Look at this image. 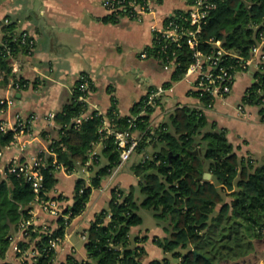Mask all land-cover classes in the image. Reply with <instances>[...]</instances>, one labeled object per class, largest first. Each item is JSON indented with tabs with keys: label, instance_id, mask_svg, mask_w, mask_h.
<instances>
[{
	"label": "trees",
	"instance_id": "trees-1",
	"mask_svg": "<svg viewBox=\"0 0 264 264\" xmlns=\"http://www.w3.org/2000/svg\"><path fill=\"white\" fill-rule=\"evenodd\" d=\"M210 1L213 6L201 23L198 47L209 50L213 46L211 40L220 39L225 48L247 57L258 30H264V0ZM186 15L184 9H175L164 20L173 18L193 27L184 19ZM121 16L123 11H114L103 19L116 22ZM1 32L0 72L4 74L0 81L6 84L15 81L16 75L11 72L10 56L3 44L17 56L27 53L28 48L19 42V33L12 30L10 22L3 24ZM163 43L160 40L146 45L147 57L155 58L163 67L165 56L172 57L174 51L172 79H179L192 61L193 51L185 42L162 49ZM234 62L225 61L226 65ZM19 78L21 84L26 83V79ZM87 80L90 92L93 83L89 75ZM80 82L78 78L68 102L55 112V135L48 142L51 151L40 166L43 187L39 196L61 198L49 195L57 181L58 166H64L67 172L76 171L85 164L96 142H100L101 149L87 165L91 171L89 183L83 176L76 180L73 203L64 211L68 216L56 217V226L50 232L41 225L34 229L33 224L25 229L17 244L22 251L36 250L30 264H53L56 247L51 246L50 240L63 237L69 220L84 209L92 188L100 186L119 161L121 148L113 134L99 131L103 115L96 109L88 112V101L80 98L85 93L79 87ZM154 87L148 86L147 91ZM262 97L264 72L255 71L254 81L241 102L258 105L264 119ZM146 98L143 95L136 101L128 115L118 114L115 102L105 112L114 129L136 132L139 142L134 153L148 155L133 164L143 198L138 200L132 186L124 189L114 185L108 206L96 213L86 230V259L69 254L61 264H144L146 251L139 243L143 237L130 236L131 227L141 223L140 207L151 210L167 232L164 237H154L167 256L152 259L148 264H228L233 259L236 264H252L246 256L257 255V251L261 252L258 258H264V157L238 158L226 128L216 121L209 122L204 110L194 106H178L169 114L168 121L152 126L150 113L154 107ZM211 101L207 94L200 96L203 105ZM3 107L0 104V109ZM85 112L87 116L76 124L75 118ZM132 116L134 125L129 121ZM13 133L9 129L0 130V150L13 139ZM101 154L107 157V163H100ZM205 170L211 173V178L204 176ZM34 199L32 186L22 174L9 172L7 168L0 171V264H12L4 260L6 251L12 235L30 218Z\"/></svg>",
	"mask_w": 264,
	"mask_h": 264
},
{
	"label": "crops",
	"instance_id": "crops-1",
	"mask_svg": "<svg viewBox=\"0 0 264 264\" xmlns=\"http://www.w3.org/2000/svg\"><path fill=\"white\" fill-rule=\"evenodd\" d=\"M103 0H0V30L4 19H9L12 30L30 33L34 44L30 52L18 55L17 71L13 74L27 80L26 86L14 92V103L0 110V121L11 119L20 112L31 116V124L26 135L31 140L26 149L7 147L0 157V170L13 157L28 160L31 155L48 144L55 135L56 122L48 118L49 112L59 111L68 102L72 88L81 72H86L93 87L88 94V112H106L113 102L120 115H128L133 104L146 94L148 86L169 83L170 88L160 98L159 106L150 113V124L157 126L168 121L169 114L178 106L198 105V99L189 93L188 83L182 76L172 79L173 69H164L153 57H141L140 51L152 40L150 25L162 19L175 9L186 8L184 0H162L156 5L155 13L146 14L141 22L121 16L116 22L103 18L108 11ZM254 68L240 72L229 95L216 101L212 107L204 109L209 122L216 121L226 128V134L234 146L238 158L260 159L264 157V119L256 104H247L250 115L237 111L247 88L254 81ZM11 81V80H10ZM0 81V95H10L9 83ZM44 131H47L43 134ZM101 147L98 146V152ZM135 158L125 168L121 167L105 176L101 185L92 188L82 212L67 223L63 237L56 246L53 264H61L69 254L77 259H86V230L97 212L108 206L111 189L119 185L124 189L132 186L138 200L143 197L138 188V177L133 172ZM132 155V154H131ZM100 163H107V157L100 155ZM208 170H205V172ZM88 174V175H87ZM83 175L81 167L73 172L64 169L56 171V183L49 195L61 196L59 203L64 212L73 203L76 180ZM211 178V177H210ZM32 222L50 227L56 226V217L48 214L39 205L32 204ZM142 220L130 229L132 238H142L139 242L146 254L144 264L155 258H163L167 253L154 241V237H164L167 232L158 224L151 211L138 210ZM68 216V213H64ZM17 239H20L19 237ZM4 260L12 264L24 263L14 252L12 244L6 251Z\"/></svg>",
	"mask_w": 264,
	"mask_h": 264
},
{
	"label": "built area",
	"instance_id": "built-area-1",
	"mask_svg": "<svg viewBox=\"0 0 264 264\" xmlns=\"http://www.w3.org/2000/svg\"><path fill=\"white\" fill-rule=\"evenodd\" d=\"M186 3V8L184 10L187 12V15L184 17L185 20L189 22L193 27H186L184 24H181L175 19L171 18L169 20H164L166 17L171 15L167 14L160 23L153 21L150 25V30L152 34V40L150 44L155 42H160L163 40L165 43L162 44V49L168 47L172 43L176 46H181L184 42L186 45L191 48L192 52V61L187 66L186 70L183 73L184 79L188 83V91L190 94L194 95L198 99V105L194 106L201 109H207L213 106L216 101L224 100L230 93L232 85L237 77V75L249 68L253 67L255 71L264 72V30H258L256 40L254 44L250 47V52L247 57L238 55L237 53L225 48L221 44L220 39L211 40L213 43L212 48L209 50L201 49L198 47L199 43V32L201 29V23L205 20L209 9L213 6V2L210 0H184ZM162 2V1H161ZM161 2L159 0H103L102 4L105 6L108 12H117L123 11V15L127 16L135 21L141 22L146 14H153L156 10V5H159ZM9 19L5 18L4 23H8ZM258 25H256L257 27ZM18 40L21 44H24L28 48V52L33 47L34 39L30 33L25 30H22L18 34ZM2 32L0 30V42H1ZM7 54H9L11 67V72L14 73L17 71V61L18 56L14 55L11 51V48L7 44H3ZM165 51V50H164ZM174 56V51H172ZM141 57H147V51L143 48L140 51ZM170 57L168 54L165 56V63L163 64L164 69H173L175 65L174 58ZM234 60V63L226 65L225 61ZM239 68H236V66ZM4 71L0 72V78L3 76ZM20 76L16 75L15 81H10L9 90L12 92L10 95H0V104H3L4 107L0 110H4L6 107L11 106L14 103V92L20 91L27 84H21ZM80 89L85 93L81 94L80 98L87 100L88 99V75L79 74ZM168 86L158 85L155 86L150 91H146L147 103L153 107L159 106L160 98L162 95L169 90ZM259 92L262 89H258ZM207 94L212 97L213 101L208 102L206 105H203L200 102V96ZM159 101V102H158ZM261 102L264 105V97L261 98ZM249 103L240 102L237 105V111L239 113L250 115V112L246 110V106ZM103 115V124L99 127V131H105L108 134H113L116 143L121 148L120 156L118 163L114 166L113 170L117 171L123 163L128 160L135 152L136 146L139 142V137L135 131L130 129L127 130H116L111 127L108 117L105 115V112L99 111ZM55 112H49L48 118L54 120ZM87 116V112L80 114L75 118V123L78 124L82 121L83 118ZM31 116H25L20 112L14 113L11 119L0 121V130H12L13 139L6 144L0 150V157L3 153V150L7 147H16L20 150L27 148L31 137L26 135L29 131L31 124ZM135 116H132L129 121L130 125H134ZM49 142V141H48ZM98 146L100 142H96L93 148L89 152V157L85 164L81 167V171L88 173L87 165L91 163L92 159L97 155ZM51 148L48 147V144L37 151L35 154L31 155L28 160H20L17 157H13L9 162L1 169V172H4V169L7 168L9 172H15L17 175L22 174L25 179L30 182L32 189L35 193V199L32 204H37L48 214L53 217L62 216L64 218L67 215L64 214L60 206L59 200L57 198H41L39 196L40 189L43 187V174L40 171V166L43 163L44 157L47 153H50ZM147 153H142L141 157L144 160L147 157ZM55 161V159H54ZM59 169H65L64 166L59 165ZM58 169V170H59ZM88 175V174H87ZM87 175H83L85 182L89 183V178ZM30 214L32 213V208L29 210ZM29 224H33L34 229L36 224L32 222V217L26 221H23L20 224L19 229L12 235L11 244L15 253L20 252V259L31 260L37 254L36 250L26 249L22 251L17 242L23 239L25 234V229ZM42 228L45 231H52V228L47 224H41ZM20 239H17V238ZM61 237H53L50 240V244L53 247H56L60 241Z\"/></svg>",
	"mask_w": 264,
	"mask_h": 264
},
{
	"label": "rangeland",
	"instance_id": "rangeland-1",
	"mask_svg": "<svg viewBox=\"0 0 264 264\" xmlns=\"http://www.w3.org/2000/svg\"><path fill=\"white\" fill-rule=\"evenodd\" d=\"M135 158V155L134 154H132L131 156H130V158L128 159V160H126L124 163H123V165H122V167H121V169H123V168H125L129 163H131L132 162V160ZM143 208H145V207H141V209H143ZM147 211H151V210H149V209H147V208H145ZM260 254H261V252H259V251H257V255H254L253 256V253H251L249 256H246V259H249V261L252 263V264H263V262H264V258H262V257H259L258 258V255L260 256ZM17 256H19V255H17ZM243 256H241L240 258H242ZM245 257V256H244ZM243 257V258H244ZM239 258V259H240ZM236 259H233V260H230L229 261V263L228 264H236L237 263V261H235ZM238 261H240V260H238ZM0 262H1V260H0Z\"/></svg>",
	"mask_w": 264,
	"mask_h": 264
},
{
	"label": "water",
	"instance_id": "water-1",
	"mask_svg": "<svg viewBox=\"0 0 264 264\" xmlns=\"http://www.w3.org/2000/svg\"><path fill=\"white\" fill-rule=\"evenodd\" d=\"M194 152H197L196 150ZM204 176L209 179L211 177V173L209 171L204 172Z\"/></svg>",
	"mask_w": 264,
	"mask_h": 264
}]
</instances>
